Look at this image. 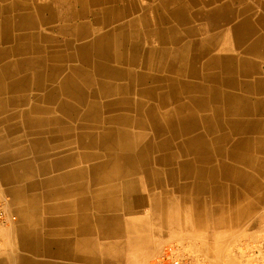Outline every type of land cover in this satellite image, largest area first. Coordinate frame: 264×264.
<instances>
[{"label":"bare ground","instance_id":"obj_1","mask_svg":"<svg viewBox=\"0 0 264 264\" xmlns=\"http://www.w3.org/2000/svg\"><path fill=\"white\" fill-rule=\"evenodd\" d=\"M139 1L0 0V94L31 89L30 100L47 104L28 100L25 108L9 110L24 119L6 128L10 139L33 136L11 148L7 157L22 169L15 179L21 178L19 196L31 211L29 223L17 231L19 246L44 259L9 255L0 264H52L46 259L50 245L32 211L42 197L35 193L42 184L56 183L58 193L88 189L94 195H113L144 180L158 197L151 205L158 212L169 206L167 182L176 192L184 191L179 180L197 175L190 165L204 157L203 148L228 143V134L214 130L248 125L224 117L246 110L247 103L233 101L231 88L239 86L234 77L216 73L215 86L192 89L157 74L183 72L188 62L183 47H148V39L166 45L173 30L163 28L164 17ZM169 15L182 20L180 8ZM166 53L172 59L166 57L169 61L161 68ZM238 141L247 146L246 139ZM8 143L0 141V148ZM13 164L11 168L17 166ZM54 168L55 177L40 179ZM93 205L102 206L95 200ZM107 221L115 223L116 218L97 217L96 224Z\"/></svg>","mask_w":264,"mask_h":264},{"label":"crops","instance_id":"obj_2","mask_svg":"<svg viewBox=\"0 0 264 264\" xmlns=\"http://www.w3.org/2000/svg\"><path fill=\"white\" fill-rule=\"evenodd\" d=\"M139 2L159 12L164 17L163 28L173 30L166 36V45L151 43L148 39V47L168 48L170 44L183 47L186 54L188 65L184 64L183 72L160 70L157 74L167 75L174 83L192 89L194 85L215 86L212 76L216 73H223L225 78L234 77L239 86L231 88L235 95L233 101H244L247 106L246 110L240 109L224 117L248 125L214 130L218 135L228 134V143L213 142L212 147L203 148L204 157L190 165L197 175H186L179 180L184 191L176 192L166 181L165 197L169 206L158 212L151 208L158 197L144 180L138 181L140 186H127L125 193L113 195H94L88 189L58 193L56 183L42 184L35 191L42 197L32 211L42 237L50 245L51 254L46 259L52 264H149L163 247L172 246L179 252L199 256L209 264H261L259 260L263 261V255L258 252L264 238V0ZM178 8L182 20L169 15ZM169 35H172L171 43ZM166 55L169 57H163L161 68L168 63L167 59H172L171 54ZM10 90L0 94L3 108L0 110V141L10 142L7 148H0V195L15 220L2 231L0 260L9 255L40 260L44 258L35 256L26 246H19L17 231L29 223L31 211L26 209V199L19 196L21 178L15 179L22 169L7 157L11 148L33 136L10 139L6 128L21 124L24 119L20 114H8L13 109L25 108L29 101L38 106L47 104L30 100L31 89L15 93ZM55 114L60 113L55 111ZM22 132L23 128L20 135ZM241 139H246L247 146L239 143ZM206 154L213 156L205 157ZM13 163L17 166L11 168ZM57 171L50 169L40 179L55 177ZM94 200L102 206L96 208ZM108 201L113 203L112 207L106 205ZM97 217L116 218V222L96 224ZM258 257L261 258L258 260Z\"/></svg>","mask_w":264,"mask_h":264},{"label":"built area","instance_id":"obj_3","mask_svg":"<svg viewBox=\"0 0 264 264\" xmlns=\"http://www.w3.org/2000/svg\"><path fill=\"white\" fill-rule=\"evenodd\" d=\"M15 217L9 214L5 208L4 199L0 195V244L2 239V231ZM262 249L264 250V238L262 240ZM150 264H206L199 257L192 254H185L179 252L172 246L163 247L158 255L153 259Z\"/></svg>","mask_w":264,"mask_h":264},{"label":"rangeland","instance_id":"obj_4","mask_svg":"<svg viewBox=\"0 0 264 264\" xmlns=\"http://www.w3.org/2000/svg\"><path fill=\"white\" fill-rule=\"evenodd\" d=\"M263 233H264V231H263ZM263 233H262V234H263ZM260 249H261V250H260ZM260 249H259L260 251L258 252V254H260L261 256L263 255V257H262L263 261H262V260H259L261 257H258V260L260 261L261 264H264V254H263V253H264V250L262 249V243H261ZM198 257H199V256H198ZM199 258H200V257H199ZM152 261H153V260H152ZM152 261H151V262H152ZM151 262H150V263H151ZM204 262H205V261H204ZM150 263H149V264H150ZM205 263H206V264H209V263H207V262H205ZM254 264H257V263L254 262Z\"/></svg>","mask_w":264,"mask_h":264}]
</instances>
